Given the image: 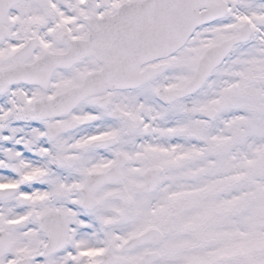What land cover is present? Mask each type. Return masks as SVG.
I'll use <instances>...</instances> for the list:
<instances>
[{
    "label": "snow or ice",
    "instance_id": "obj_1",
    "mask_svg": "<svg viewBox=\"0 0 264 264\" xmlns=\"http://www.w3.org/2000/svg\"><path fill=\"white\" fill-rule=\"evenodd\" d=\"M0 264H264V0H0Z\"/></svg>",
    "mask_w": 264,
    "mask_h": 264
}]
</instances>
